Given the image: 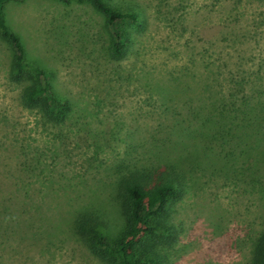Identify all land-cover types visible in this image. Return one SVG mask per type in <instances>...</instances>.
Wrapping results in <instances>:
<instances>
[{
	"label": "rangeland",
	"instance_id": "374dc122",
	"mask_svg": "<svg viewBox=\"0 0 264 264\" xmlns=\"http://www.w3.org/2000/svg\"><path fill=\"white\" fill-rule=\"evenodd\" d=\"M111 2L123 10L136 9L144 26L121 62L120 75L105 71L102 64L98 72L92 70L90 59L102 57L103 39L101 18L89 5L53 0L6 5L8 23L22 35L29 52L45 59L55 71L56 87L63 94L83 108V101L94 102L104 87L110 92L109 96L99 95L100 109L90 106V112L99 109L97 115L79 110L84 124L71 120L75 125L60 133L53 125L44 124L40 112L21 106L20 89L7 80L9 56L0 40V187L2 196L18 187L13 204L28 197L24 203L37 213L30 225L38 237L44 235L49 223L60 224V216L68 215L66 191L80 189L85 203L94 189L108 192L112 178L108 168L129 157L128 135L159 136V123L162 132H170L171 118L185 124L184 134L190 131L187 123L194 117L179 114L188 108L166 102L170 109L165 114L163 95L152 94V87H141L144 74L153 72L170 79L182 73L190 76L211 71L218 89L232 86L237 74L256 71L264 78L262 0ZM105 78L122 81L116 84L114 80L113 89L110 82L97 89ZM198 98L205 101L208 96ZM263 127L259 138L264 136ZM93 135L98 136L94 141ZM231 149L216 153L227 157ZM235 152L238 155V148ZM141 153H135V159L142 161ZM213 158L205 171L195 170V186L174 207L178 240L170 250L169 264H247L250 258L252 241L264 220L258 187L264 177L259 176V170L254 178L242 174L239 163L226 172L222 159ZM8 242L0 246V264H100L64 226L49 243L28 239L21 243L17 238Z\"/></svg>",
	"mask_w": 264,
	"mask_h": 264
},
{
	"label": "trees",
	"instance_id": "16d2710c",
	"mask_svg": "<svg viewBox=\"0 0 264 264\" xmlns=\"http://www.w3.org/2000/svg\"><path fill=\"white\" fill-rule=\"evenodd\" d=\"M22 1L0 0V40L6 45L9 56L7 80L20 89L19 100L23 108L37 110L44 124L53 125L62 133L75 125L70 124L71 120L84 124L79 110L90 116L97 115L101 108L99 95L103 92L109 96L110 92L104 87L94 102L83 101L85 104L81 108L80 102L69 99L56 87L55 71L45 59L29 52L22 35L7 21L6 5ZM53 1L64 5L86 4L100 16L102 57L90 59V65L94 72H98L102 64L105 71L120 75L121 62L128 57L144 30L136 9L126 7L123 10L112 5V0ZM237 75L232 77V86L218 89L211 71L192 72L190 76L182 73L170 79L157 73L153 75V72L144 74L141 87H152V94L163 95L165 107L162 111L165 114L170 109L166 102L188 108L186 112L182 113L181 109L178 112L180 116L189 113L194 117L192 123H187L190 131L184 134L185 124L178 118H171L170 132H162L163 126L159 123V136L152 133H143L140 138H135L133 133L128 135L126 152L129 157L108 168L112 177L108 192L100 193L94 189L85 203L80 189L66 191L68 215L60 216V224L49 223L41 237L31 230L30 223L37 213L24 203V198L28 197L23 196L21 202L13 204L12 198L17 197L18 187L3 196L0 187V246L11 238H17L21 243L27 239L37 244H42L43 240L49 243L64 226L100 264H169L170 250L178 240L173 225L174 207L195 186L196 169L205 171L215 156L222 159V169L226 172L239 163L242 174L254 178L259 170V176L264 177V136L259 138V130L264 126L263 74L255 71ZM114 80L116 84L122 81L121 78L113 81L105 78L96 88L99 89L103 82H110L113 89ZM202 96L208 98L201 101L198 97ZM92 105L99 109L90 112ZM96 137L93 135L92 140ZM105 141L108 144L109 140ZM226 147L232 148L226 154L228 158H220L216 151L222 154ZM237 148L238 155L235 154ZM140 151L142 161L134 157ZM233 160L236 161L234 164ZM258 187L264 201V183ZM29 192L30 189L25 191L26 194ZM247 264H264V220L252 241Z\"/></svg>",
	"mask_w": 264,
	"mask_h": 264
}]
</instances>
